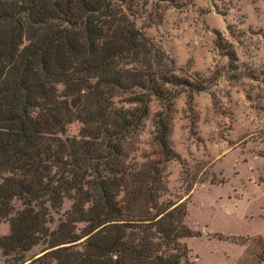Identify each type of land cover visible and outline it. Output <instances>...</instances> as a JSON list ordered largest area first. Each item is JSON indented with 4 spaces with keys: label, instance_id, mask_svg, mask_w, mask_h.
Instances as JSON below:
<instances>
[{
    "label": "trees",
    "instance_id": "obj_1",
    "mask_svg": "<svg viewBox=\"0 0 264 264\" xmlns=\"http://www.w3.org/2000/svg\"><path fill=\"white\" fill-rule=\"evenodd\" d=\"M161 5L181 9L186 1L0 0L6 264H185L182 240L196 237L185 222L187 205L162 200L165 165L178 157L168 139L171 114L179 97L192 103L214 81L178 68L137 26L142 14L159 18ZM153 104L160 154L130 163L129 147ZM73 122L81 124L79 136L63 139ZM65 198L72 201L68 217L50 231L49 207ZM77 223L84 224L80 233ZM239 240L254 243L264 264L263 236L232 242ZM39 245L41 255L27 263L25 254Z\"/></svg>",
    "mask_w": 264,
    "mask_h": 264
},
{
    "label": "rangeland",
    "instance_id": "obj_2",
    "mask_svg": "<svg viewBox=\"0 0 264 264\" xmlns=\"http://www.w3.org/2000/svg\"><path fill=\"white\" fill-rule=\"evenodd\" d=\"M185 1L181 9L161 5L162 17L153 20L149 5V13L136 18L178 68L214 81L192 103L182 95L173 108L168 139L178 157L165 165L168 192L162 200L187 205L185 222L196 237L182 240L185 264H257L254 243L232 240L264 237V0ZM229 51L237 61L229 60ZM57 90L64 94V86ZM156 110L151 105L128 162L159 156L153 140ZM80 130L73 122L62 138L78 137ZM15 206L23 208L19 201ZM71 207L67 198L58 209L49 207L50 231L66 221ZM83 227L77 223V233ZM9 231V222L0 225V235ZM43 248L27 252V263ZM7 259L0 251V264Z\"/></svg>",
    "mask_w": 264,
    "mask_h": 264
}]
</instances>
